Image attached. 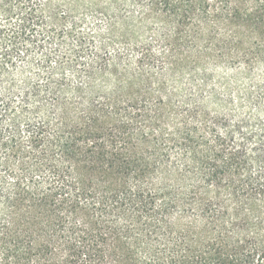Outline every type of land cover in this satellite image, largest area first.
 <instances>
[{"label":"trees","instance_id":"1","mask_svg":"<svg viewBox=\"0 0 264 264\" xmlns=\"http://www.w3.org/2000/svg\"><path fill=\"white\" fill-rule=\"evenodd\" d=\"M102 9L86 61L0 101V264H264V143L181 87L208 63L264 66V0ZM19 12L15 38L41 22Z\"/></svg>","mask_w":264,"mask_h":264},{"label":"rangeland","instance_id":"2","mask_svg":"<svg viewBox=\"0 0 264 264\" xmlns=\"http://www.w3.org/2000/svg\"><path fill=\"white\" fill-rule=\"evenodd\" d=\"M6 1L14 11L8 15L0 7V101L9 98L19 105L26 81L42 83L55 66L75 58L80 47L84 52L79 61H86L100 36H106L108 16L102 7L109 0H0V5ZM19 7L35 8L41 22L33 34L15 38ZM64 73L69 75L67 66ZM182 80L183 95L231 123L244 121L246 131L256 136L247 144L249 149L264 143L260 125L264 122V66L244 69L208 63ZM257 169L252 168L253 172Z\"/></svg>","mask_w":264,"mask_h":264}]
</instances>
